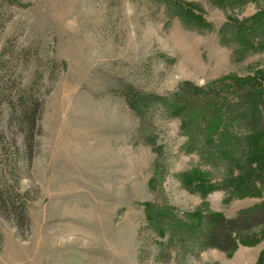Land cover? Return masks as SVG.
Masks as SVG:
<instances>
[{"label":"rangeland","instance_id":"obj_1","mask_svg":"<svg viewBox=\"0 0 264 264\" xmlns=\"http://www.w3.org/2000/svg\"><path fill=\"white\" fill-rule=\"evenodd\" d=\"M180 1L204 25L169 19L167 0H0V180L25 195L30 218L18 225L0 204V264L257 263L264 229L237 237L231 253L194 258L146 225L161 183L181 212L232 218L264 202L263 143L214 177L181 150L179 118L126 103L132 88L264 75V38L244 32L230 44L221 30L227 19L263 29L264 0ZM20 89L34 100L23 119Z\"/></svg>","mask_w":264,"mask_h":264},{"label":"trees","instance_id":"obj_2","mask_svg":"<svg viewBox=\"0 0 264 264\" xmlns=\"http://www.w3.org/2000/svg\"><path fill=\"white\" fill-rule=\"evenodd\" d=\"M206 1L215 7L222 3V0ZM248 2L229 0L232 6H243ZM167 3L169 19L178 16L187 27L204 25L197 14L183 8L180 0H167ZM221 30L230 44L244 32L252 38H264L261 25L232 19L223 22ZM263 81L264 75L225 77L207 85L185 80L165 93H143L132 88L124 92V98L135 113L148 116L147 113L154 110L168 118H179L181 132L186 137L181 150L197 154L200 164L207 166L214 177H226L233 174L241 162L256 157L257 143L264 145ZM1 91L4 92L3 86ZM14 95L20 100L18 118L23 119L26 113H32L34 100L24 99L27 91L23 89ZM176 177L183 186H188L182 173H177ZM11 188L8 180H0V204L11 206L10 211L18 225L30 226L26 197L16 191V196L21 198L17 201L19 199L13 196L16 193H12ZM160 188L151 202L146 225L151 232L167 237L170 245L194 258L210 249L231 253L236 248L237 237L246 236L257 228L264 229V202L242 210L232 218L211 211L181 212L163 200L162 183ZM255 264H264V250Z\"/></svg>","mask_w":264,"mask_h":264},{"label":"crops","instance_id":"obj_3","mask_svg":"<svg viewBox=\"0 0 264 264\" xmlns=\"http://www.w3.org/2000/svg\"><path fill=\"white\" fill-rule=\"evenodd\" d=\"M254 255V254H253ZM255 264V262H253Z\"/></svg>","mask_w":264,"mask_h":264}]
</instances>
